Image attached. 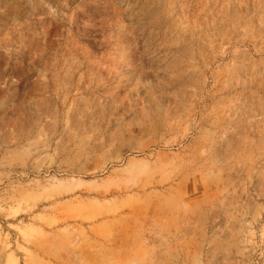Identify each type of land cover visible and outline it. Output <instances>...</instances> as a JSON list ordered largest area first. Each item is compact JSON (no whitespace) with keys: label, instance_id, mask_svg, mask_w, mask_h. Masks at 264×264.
Listing matches in <instances>:
<instances>
[{"label":"rangeland","instance_id":"1","mask_svg":"<svg viewBox=\"0 0 264 264\" xmlns=\"http://www.w3.org/2000/svg\"><path fill=\"white\" fill-rule=\"evenodd\" d=\"M0 264H264V0H0Z\"/></svg>","mask_w":264,"mask_h":264}]
</instances>
